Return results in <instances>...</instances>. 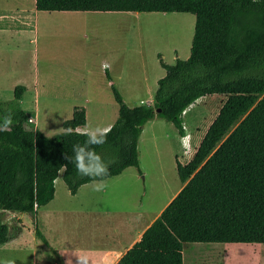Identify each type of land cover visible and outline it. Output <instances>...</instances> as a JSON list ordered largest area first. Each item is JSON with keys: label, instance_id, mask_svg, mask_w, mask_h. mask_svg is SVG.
<instances>
[{"label": "trees", "instance_id": "16d2710c", "mask_svg": "<svg viewBox=\"0 0 264 264\" xmlns=\"http://www.w3.org/2000/svg\"><path fill=\"white\" fill-rule=\"evenodd\" d=\"M36 9L196 17L190 56L172 65L160 58L166 75L152 105L130 107L111 85L119 117L107 143L96 147L110 164L104 180L131 166L141 172L138 146L148 121L163 118L182 134L189 106L208 95L226 97L192 160L177 163L185 185L116 264H183L186 243L264 244V0H36ZM25 91L18 85L13 99L0 102V117L13 116L10 130L0 131V245L25 229L5 220L2 211H12L29 214L36 235L57 252L38 226V213L55 198L60 171L73 195L92 182L64 160L86 139L77 131L87 124L86 109L75 107L63 131L49 137L20 107Z\"/></svg>", "mask_w": 264, "mask_h": 264}, {"label": "rangeland", "instance_id": "374dc122", "mask_svg": "<svg viewBox=\"0 0 264 264\" xmlns=\"http://www.w3.org/2000/svg\"><path fill=\"white\" fill-rule=\"evenodd\" d=\"M12 8L25 9L30 24L20 35L12 37V49L23 55V75L10 73L11 79L0 89V102L13 97L10 88L13 81H29L31 74H35L39 85L31 90V108L37 128L49 137L63 131V121L71 115L73 104H84L86 99L91 101L86 103L89 128L98 127L104 118L109 120L112 113L119 117L118 104L108 87L105 62L111 64L109 74L116 80L115 86L122 88L130 106H136L141 97L147 96L148 87L155 86L153 78L163 70L160 58L172 65L177 58L184 60L191 54L196 23L192 13L119 12L106 17H85L40 11L34 15V0H0V15L13 14ZM14 15L15 22H21L19 14ZM96 93L99 100L94 98ZM225 100L219 94L202 97L193 110L187 111L184 121L202 135ZM151 127L147 125L139 147L141 172L131 168L137 178L125 174L124 178L106 183L104 204L112 209L111 216L136 208L146 212L147 219L155 217L182 185L175 167L176 157L182 159L178 129L163 118L157 120L153 131ZM57 180L55 199L41 209L38 226L52 247L68 253L76 244L85 246L88 239L96 237L90 235L92 216L79 211L93 207L98 201L94 195L89 201L91 191L86 188L73 197L61 172ZM131 181L137 184V193L122 185ZM2 213L7 222L18 220L26 227L24 235L30 244L22 253L20 264H63L64 258L36 235L35 221L29 214ZM212 250L217 254L209 252ZM183 251L185 264H204L208 256H217L212 257L214 264H264V244L259 243H186Z\"/></svg>", "mask_w": 264, "mask_h": 264}, {"label": "crops", "instance_id": "0c3cea01", "mask_svg": "<svg viewBox=\"0 0 264 264\" xmlns=\"http://www.w3.org/2000/svg\"><path fill=\"white\" fill-rule=\"evenodd\" d=\"M34 15L37 14V12H40L39 10L36 9V0H34ZM13 14L11 15H0V19H11L12 21H0V38H2L0 41V46H1V51H0V89L3 88L5 83L9 82L11 79L10 73L12 72H19L17 73V76H22L23 75V70H22V63L21 59L23 57L22 54L19 53L18 50H13L14 44H12L13 40L12 37L18 33V35L21 34V32H24L29 26V15H27V11L25 9H11ZM51 12H60L63 15H74V14H79L83 16H99V17H106V16H111L118 14L119 12L117 11H109V12H101V11H51ZM15 13H18V18L21 20V22L17 23L15 20L17 19L16 16L14 15ZM138 13V12H135ZM162 13V12H161ZM21 14H24L23 16H20ZM93 18V17H92ZM34 39V38H33ZM11 42V43H10ZM178 59V58H177ZM187 59V58H186ZM106 67V72H109V69L111 68V64L105 62ZM163 68V67H162ZM166 75V69L163 68L161 74L156 75L154 79V85L155 86H149L148 91H147V96L146 97H141L140 98V104H146V105H152L154 103V95L156 93V90L158 88V81L162 77ZM111 76V75H110ZM112 80L108 79V87L111 88V85L114 84L116 85L117 82L114 78ZM18 85H23L26 87V91L22 95L20 99V107L29 112L31 114L30 118L33 119L32 123L35 125L37 128V121H36V116L34 114V110L31 108V90L34 89L36 90L38 85H39V78L34 74H31L29 81L20 79L13 81L10 85V88L14 91L15 94V88ZM120 89L121 94L123 95L124 100L126 103L130 106L128 102L127 96L124 94L122 88L118 86ZM14 98H4L2 101H7L11 100ZM94 98L96 100H99V96L94 95ZM201 99V98H200ZM198 99L196 102H194L191 106L187 108L188 113L193 110L194 106L199 102ZM91 101L89 99L84 100V104H79L75 103L73 104V110L75 107H84L86 109V116H87V124L84 127H78L77 131L79 132H85L87 128H89V118H90V113L88 110V106L86 103H90ZM139 104V105H140ZM137 106V105H136ZM134 107V106H130ZM73 110L71 115L66 118L64 121L72 118L73 116ZM118 113H119V106H118ZM110 119L108 120L107 118L102 119L101 121L98 122L97 126L98 127H108L111 128V126L116 122L118 119L117 117L113 116V113L110 115ZM162 119L156 117L153 120L148 121L143 128L142 134L140 136L139 140V146L142 143V137L144 135V132L146 130L147 125L152 126L151 129L152 131L154 130V125L157 123V120ZM63 121V123H64ZM185 122V121H184ZM186 123V130L181 134L178 131V141L181 147V152H182V159L179 158L178 156L176 157V163L175 167L177 169V163L180 162L183 165H186L189 161L192 160L195 152L199 148L206 132L208 129H206L205 132L198 131L196 129L191 130L189 128V125ZM63 126V125H62ZM209 128V127H208ZM45 134V133H44ZM185 134H189L190 137V151L188 153L184 152V145L181 137ZM155 134L153 133V140H154ZM189 142V141H188ZM139 160H140V151H139ZM131 168H136V167H128L126 168L120 175L113 177V178H124L125 174H130L132 177L134 176L137 178V174L133 173V169ZM130 171V172H129ZM62 174L64 170L60 171ZM136 172H139V170L136 168ZM60 174V173H59ZM109 178L104 180L105 184L107 183L108 180L113 179ZM132 180V178H131ZM182 182V181H181ZM57 184L58 180L56 179L55 181V188L57 191ZM66 184V183H65ZM123 186H128L134 190L135 193H137V184L133 181L127 183V184H122ZM185 183L182 182L181 187L174 193V195L170 198V200L163 206V208L156 214V216L147 219L146 218V212L142 210H138L136 208H130L129 210H122L115 212L118 215L111 216L112 215V209H110L108 206L104 204V194L107 192V189L104 187L102 190V193H98L96 191L95 195L92 193L94 188L93 181L87 184L82 185L78 192L76 194H71L73 197H76L80 194L81 190L84 188L88 189L91 191L89 194L88 199L89 201L92 200V196L94 195V198H97V204H95L93 207H90L87 210H80L79 213H87L91 215L94 221L92 230L90 232V235L96 236L92 239H88L87 243L85 246H83L81 243L76 244V246L70 250V252L66 251H61L60 249L56 248L58 252V255L62 256L64 258L63 264H116L120 258L137 242L141 239L144 231L154 222V220L160 215V213L164 210V208L176 197V195L179 193V191L183 188ZM67 186V185H66ZM68 188V187H67ZM55 191V195H56ZM69 191V189H68ZM99 191V192H100ZM70 192V191H69ZM139 195H141L139 193ZM55 199V198H54ZM54 199L52 201H54ZM51 201V202H52ZM50 202V203H51ZM49 203V204H50ZM48 204V205H49ZM46 207V206H45ZM41 209L39 210L38 213V219H39V214H40ZM114 213V212H113ZM26 228V227H25ZM25 234V229L22 232V234L17 237L16 239L0 245V264H2L3 261L5 260H14L15 264H20L22 262L21 260V255L24 251L29 249V242L26 239ZM47 237V236H46ZM33 238V237H32ZM49 240V239H48ZM50 241V240H49ZM51 243V242H50ZM52 244V243H51ZM210 253L214 252L217 254V251H209ZM212 257L217 256H208L204 260V264H214L212 262ZM220 258V257H219ZM203 259V258H201ZM251 259V258H250ZM37 262V258L35 259ZM34 261V263H35ZM202 263V261H201ZM183 264L184 263V251H183Z\"/></svg>", "mask_w": 264, "mask_h": 264}, {"label": "clouds", "instance_id": "9594fccd", "mask_svg": "<svg viewBox=\"0 0 264 264\" xmlns=\"http://www.w3.org/2000/svg\"><path fill=\"white\" fill-rule=\"evenodd\" d=\"M12 124L13 116L10 112L0 117V131H9ZM110 130L108 127L87 128L84 132L86 137L84 142L73 145V156L64 155L66 162L74 164L78 175L88 177L93 181L96 191L106 187L104 178L109 175L110 168V164L105 162L103 157L96 151V147L107 143V135ZM65 131L67 134H71L72 129L69 128ZM2 264H15V261L9 259L3 261Z\"/></svg>", "mask_w": 264, "mask_h": 264}, {"label": "built area", "instance_id": "2783aa9c", "mask_svg": "<svg viewBox=\"0 0 264 264\" xmlns=\"http://www.w3.org/2000/svg\"><path fill=\"white\" fill-rule=\"evenodd\" d=\"M186 113H187V110L183 113V115H185ZM29 120H30V122L33 121L32 118H30ZM183 128H184V130L186 129L185 123H183ZM189 137H190L189 134H185V135H183V136L181 137V139H182V138H186V139H182V141H183V145H184V152H185V153H188V152L190 151V147H191V145H190V139H189ZM188 141H189V142H188Z\"/></svg>", "mask_w": 264, "mask_h": 264}]
</instances>
